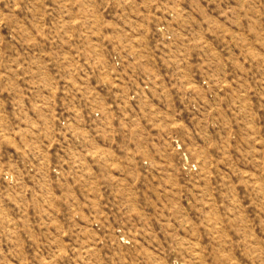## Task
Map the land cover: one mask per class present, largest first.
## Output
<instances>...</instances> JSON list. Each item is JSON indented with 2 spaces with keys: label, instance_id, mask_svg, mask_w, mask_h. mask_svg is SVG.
Wrapping results in <instances>:
<instances>
[{
  "label": "rangeland",
  "instance_id": "rangeland-1",
  "mask_svg": "<svg viewBox=\"0 0 264 264\" xmlns=\"http://www.w3.org/2000/svg\"><path fill=\"white\" fill-rule=\"evenodd\" d=\"M0 264H264V0H0Z\"/></svg>",
  "mask_w": 264,
  "mask_h": 264
}]
</instances>
